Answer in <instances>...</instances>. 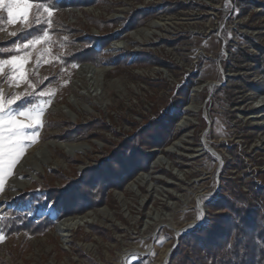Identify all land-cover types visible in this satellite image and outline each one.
<instances>
[{
  "label": "rangeland",
  "instance_id": "obj_1",
  "mask_svg": "<svg viewBox=\"0 0 264 264\" xmlns=\"http://www.w3.org/2000/svg\"><path fill=\"white\" fill-rule=\"evenodd\" d=\"M39 5L32 3L27 22L9 23L7 11L0 10V52L13 53L0 59L24 57L20 71L25 74L13 79L19 73L3 65L0 94L5 109L28 106L26 100L7 104L21 96L43 108L35 136L24 130L29 132L26 142H31L12 173L29 150L48 142L85 143L90 150L76 157L61 150L47 153L63 163L44 168L29 187L12 194L13 174L5 176L0 217L8 219L10 211L32 220L46 217L51 227L36 236L20 232L7 237L0 229V264H174L171 255L179 238L197 227L177 238L175 231L200 220V227H207L213 216L225 214V209L212 206L224 195L222 181L236 185L252 208L260 210L264 196H252L250 190L264 188V0H97L78 8L59 6L51 16ZM177 5L181 7L173 11ZM53 20L77 33H51ZM152 22L162 27L151 39L140 43L131 38ZM41 24L42 33H33ZM45 31L46 40L34 47H25L20 39L10 44L22 33H32L33 39ZM110 35L118 37L102 47L101 39ZM117 42L128 45L112 49ZM93 46L100 50L99 67L65 60L72 51ZM83 65L97 72L82 77ZM91 86L95 92L90 98ZM83 107L87 112L80 111ZM127 139L162 146L148 149L156 156L146 171L137 172L121 189L108 187L101 193L100 206L60 217L67 205L54 209L47 190L60 193L69 183L86 179L90 168L101 167L96 182L101 176L111 178V167L122 162L116 148ZM164 156L170 168H154ZM138 176L145 179L133 185ZM69 198L77 197L71 191ZM77 204L68 210H77ZM90 212L96 219L92 216L67 237L56 230L62 220ZM89 245L95 250H87Z\"/></svg>",
  "mask_w": 264,
  "mask_h": 264
},
{
  "label": "trees",
  "instance_id": "obj_2",
  "mask_svg": "<svg viewBox=\"0 0 264 264\" xmlns=\"http://www.w3.org/2000/svg\"><path fill=\"white\" fill-rule=\"evenodd\" d=\"M95 1L97 0H61L60 3H57L56 0H54V9L59 6L78 8L83 5L94 4ZM33 2L46 5L50 0H33ZM180 7L179 5L175 6L173 11ZM53 21L55 24L54 28L50 30L51 33L58 35L60 30L67 33H77L75 30H72V28L58 21ZM132 27L133 26L129 24L128 29H132ZM44 29L45 25H43V30ZM32 31L35 33L38 31V28H34ZM42 31H39L38 34L42 33ZM25 34L26 33L20 34L18 38L16 37L10 44L16 42L18 39L24 41L23 37ZM118 35H110L101 39L103 42L101 46L103 47L106 41H110L118 37ZM32 36L31 33L28 38ZM77 40L80 43H85L83 38H78ZM76 50L77 51H72V54L66 57L65 60L68 62L74 61L78 65L89 63L95 67H99L102 63L100 50L97 51L95 46L90 48L80 47ZM257 50L261 53L263 51L260 47H257ZM12 54V52H0V58L9 57ZM139 55L140 54H138V56ZM249 60L255 61L259 65L262 63L258 58H249ZM250 87L259 94L263 93V91L255 86ZM149 139H152V135H149ZM149 141L146 140L144 143L140 144L137 142L134 143V139H127L122 142L121 145L116 148L115 152V156L120 155L122 162L118 167L116 166L117 168L111 167V173L113 171V176L111 178L106 179L101 176L96 182L94 178L102 174L100 173L101 167L90 168L86 170V173L90 174L86 179L83 178L75 184L69 183L70 187L66 185L60 193H54L53 191L50 193V190H47V199L53 202L54 209H57L59 206L61 207V205H67L65 207L66 209L63 210L64 214L60 215V217L73 214L80 215L86 210L100 206L103 203V196H101V193L105 195L104 192L108 187L121 189L137 172L146 171L148 169L149 163L156 156V153L149 152L148 149L151 147L160 148L162 146L160 142L158 143L155 141L151 143V140ZM137 158L144 160H141L142 162L140 161V163H135L134 161ZM222 182L226 184L222 187L224 195L220 196L221 201L210 205H212L214 209H225V214L216 217L213 216L207 227L197 228L181 236L179 238L178 247L173 250L171 255V260L174 264H264V205L260 210L253 209L246 196L236 188V185H227L230 181ZM93 187L95 189H92ZM253 188L250 190L252 196H257L259 194L264 196V188ZM71 191L77 197L75 201L69 198ZM98 193L100 196H97ZM55 194L57 196L53 197ZM70 202L75 204L78 203L77 206L80 207L77 208V210H68V207H75V205H70ZM8 216V219L0 220V229L7 237L11 234L20 232H24L29 236H36L42 234L51 227L49 219H46V217L32 220L13 211H10Z\"/></svg>",
  "mask_w": 264,
  "mask_h": 264
},
{
  "label": "snow or ice",
  "instance_id": "obj_3",
  "mask_svg": "<svg viewBox=\"0 0 264 264\" xmlns=\"http://www.w3.org/2000/svg\"><path fill=\"white\" fill-rule=\"evenodd\" d=\"M33 0H0V10H6L9 23H15L17 20L27 22L29 18V10L32 8ZM44 7L45 11L51 16L54 9V0L46 5H39ZM39 7L37 10H39ZM2 19V18H0ZM43 30V25L38 26V32ZM11 35H16L12 33ZM31 33H26L23 37L25 47L35 46L37 43H41L48 37V32H44V36L36 35L33 39H29ZM19 49L20 44L16 45ZM24 57L12 56L10 59H0V71L3 70L4 64H10L13 72H18L19 76H13V79H23L24 72L20 71L23 66ZM40 95H45L44 92H40ZM20 100H26L28 106H18L16 111L13 108L8 107L5 109V98L0 94V191L4 190L5 176L12 173V169L16 165L18 158L24 152V149L31 141L25 140V137L29 135V132H25V129H29L31 135L34 137L36 130L41 126L42 122L40 116L43 113V108L40 105L32 104L31 97L21 96L18 100L8 99L7 104L12 105L14 103L19 105ZM13 116L25 117L28 121L14 119ZM200 217L198 216L197 219ZM3 219V217H0ZM3 235L0 234V240H3Z\"/></svg>",
  "mask_w": 264,
  "mask_h": 264
},
{
  "label": "bare ground",
  "instance_id": "obj_4",
  "mask_svg": "<svg viewBox=\"0 0 264 264\" xmlns=\"http://www.w3.org/2000/svg\"><path fill=\"white\" fill-rule=\"evenodd\" d=\"M162 25L158 22H152L150 23L147 28H141L139 30H136L132 34H130L131 38L136 42H143L144 40L148 41L151 39L157 32L158 28H161ZM126 45H128V42H117L113 44L111 47L114 50L125 48ZM97 70L89 65H83L79 68V75H85V77H88V74H94ZM83 77V76H82ZM92 85V84H91ZM91 88L88 90L89 97H93V93L95 90H92ZM98 93L96 92L97 96ZM261 103H264V99L261 101ZM67 109V108H66ZM67 111V110H66ZM82 112H87V109L84 107L80 109ZM68 112V111H67ZM71 112V111H70ZM65 113V111H64ZM184 124V123H183ZM176 144H174L172 147L174 148ZM172 147L168 148L166 150L167 153L171 152ZM55 150H61L65 154L76 157V156H84L87 152L90 150V146L85 143H58V142H48L40 146V148H37L35 150H29L27 154L22 158L21 162L19 163V166L15 169L13 178L9 181V189L10 193H15L18 191H21L27 187H29L32 182L35 180V178L38 176V174H41V171L44 168H52V167H59L63 162L58 161L54 156L48 155L47 153H54ZM214 157L218 159V156L214 153ZM164 165L170 168L171 164L169 159L164 157H159L153 164V167L156 168L157 166ZM62 167V166H60ZM145 178L143 176L136 177L132 184L137 185ZM96 219V213H87L82 216H75V217H69L61 222H59L58 226L56 227V230L62 234V237H67V235L70 232H73L76 228L84 227L87 224H89L91 221L90 219ZM202 224V220L198 222H193L189 226H187L185 229L178 230L174 232V238L177 237L180 234H184L186 232H190L192 229L196 228ZM87 250H95L94 245H89L86 247ZM169 250H167L162 257L163 260H165L168 256Z\"/></svg>",
  "mask_w": 264,
  "mask_h": 264
},
{
  "label": "water",
  "instance_id": "obj_5",
  "mask_svg": "<svg viewBox=\"0 0 264 264\" xmlns=\"http://www.w3.org/2000/svg\"><path fill=\"white\" fill-rule=\"evenodd\" d=\"M203 223H204V222H203ZM203 223H202V224H200L199 226H197V228H198V227H200L201 225H203ZM176 238H177V237H176ZM171 250H172V249H171ZM171 250H170V251H171Z\"/></svg>",
  "mask_w": 264,
  "mask_h": 264
}]
</instances>
